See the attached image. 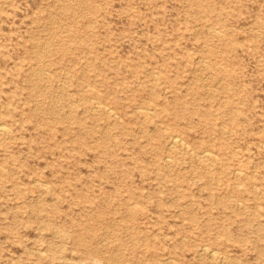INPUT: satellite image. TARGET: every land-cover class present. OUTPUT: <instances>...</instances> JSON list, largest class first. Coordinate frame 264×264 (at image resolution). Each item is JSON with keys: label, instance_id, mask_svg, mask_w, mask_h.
<instances>
[{"label": "rangeland", "instance_id": "1", "mask_svg": "<svg viewBox=\"0 0 264 264\" xmlns=\"http://www.w3.org/2000/svg\"><path fill=\"white\" fill-rule=\"evenodd\" d=\"M0 122V264H264V0H0Z\"/></svg>", "mask_w": 264, "mask_h": 264}, {"label": "bare ground", "instance_id": "2", "mask_svg": "<svg viewBox=\"0 0 264 264\" xmlns=\"http://www.w3.org/2000/svg\"><path fill=\"white\" fill-rule=\"evenodd\" d=\"M210 27V26H209ZM219 31H221V30H219ZM218 33H220V32H218ZM222 33V32H221ZM204 61V60H203ZM202 61V62H203ZM219 65H221V64H219ZM213 76V75H212ZM159 79V78H158ZM91 86V85H90ZM93 89H96V88H94V87H92ZM97 101V100H96ZM99 101V100H98ZM94 102V101H93ZM97 103V102H96ZM98 103H101V102H98ZM98 106V105H97ZM140 107V106H139ZM98 108V107H97ZM97 108H96V110H97ZM111 108V107H110ZM142 108V107H141ZM92 109H94L93 107H92ZM113 109V108H112ZM145 109V108H144ZM150 110V109H149ZM152 110V109H151ZM110 112V111H109ZM112 112V111H111ZM153 113H154V111H153ZM7 125V124H6ZM221 125V124H220ZM8 126V125H7ZM7 126H5L2 122H0V134L1 133H3V132H5L7 129H6V127ZM219 127V126H218ZM217 127V128H218ZM222 127V126H221ZM223 128V127H222ZM8 129L10 130V128H9V126H8ZM11 131V130H10ZM184 142H186V141H182L179 137H177V136H171V138H170V144L169 145H171L172 147H177V146H183L185 143ZM184 143V144H183ZM188 143V142H187ZM189 148V147H188ZM186 149V148H185ZM209 151V150H208ZM191 153H192V151H190ZM200 155H202V154H200ZM203 156L205 157V156H209V154L208 153H206V152H204L203 153ZM202 156V157H203ZM216 156V155H215ZM201 157V158H202ZM217 157V156H216ZM198 158V157H197ZM172 158L170 157V160H171ZM205 161V160H204ZM244 207V206H243ZM206 248V247H205ZM206 251H207V249H206ZM210 252V251H209ZM213 253V252H212ZM215 254H216V252H214ZM43 254H45V253H43ZM213 255V254H212ZM169 259V258H168Z\"/></svg>", "mask_w": 264, "mask_h": 264}]
</instances>
